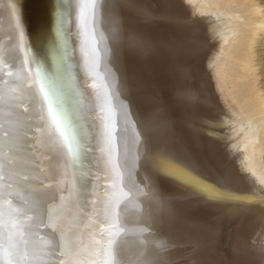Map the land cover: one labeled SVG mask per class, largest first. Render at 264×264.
I'll return each mask as SVG.
<instances>
[{
	"label": "bare ground",
	"instance_id": "1",
	"mask_svg": "<svg viewBox=\"0 0 264 264\" xmlns=\"http://www.w3.org/2000/svg\"><path fill=\"white\" fill-rule=\"evenodd\" d=\"M263 57V0H0V264H264Z\"/></svg>",
	"mask_w": 264,
	"mask_h": 264
},
{
	"label": "snow or ice",
	"instance_id": "2",
	"mask_svg": "<svg viewBox=\"0 0 264 264\" xmlns=\"http://www.w3.org/2000/svg\"><path fill=\"white\" fill-rule=\"evenodd\" d=\"M53 120L54 121L57 120V117L55 115H53ZM70 147H71V145H70Z\"/></svg>",
	"mask_w": 264,
	"mask_h": 264
},
{
	"label": "rangeland",
	"instance_id": "3",
	"mask_svg": "<svg viewBox=\"0 0 264 264\" xmlns=\"http://www.w3.org/2000/svg\"><path fill=\"white\" fill-rule=\"evenodd\" d=\"M264 1V0H263ZM264 58V57H263ZM213 65V64H212ZM214 66V65H213Z\"/></svg>",
	"mask_w": 264,
	"mask_h": 264
}]
</instances>
